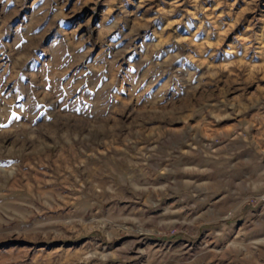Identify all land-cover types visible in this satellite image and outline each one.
<instances>
[{
	"label": "rangeland",
	"instance_id": "1",
	"mask_svg": "<svg viewBox=\"0 0 264 264\" xmlns=\"http://www.w3.org/2000/svg\"><path fill=\"white\" fill-rule=\"evenodd\" d=\"M0 264H264V0H0Z\"/></svg>",
	"mask_w": 264,
	"mask_h": 264
},
{
	"label": "crops",
	"instance_id": "2",
	"mask_svg": "<svg viewBox=\"0 0 264 264\" xmlns=\"http://www.w3.org/2000/svg\"><path fill=\"white\" fill-rule=\"evenodd\" d=\"M251 206H254V204H251ZM241 208H243V205L240 207V210H241ZM252 209H255V207H252Z\"/></svg>",
	"mask_w": 264,
	"mask_h": 264
}]
</instances>
